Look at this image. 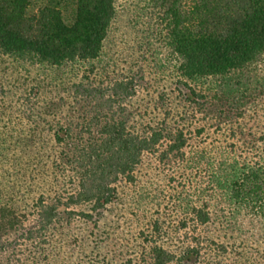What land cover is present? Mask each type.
I'll use <instances>...</instances> for the list:
<instances>
[{
	"label": "rangeland",
	"instance_id": "rangeland-1",
	"mask_svg": "<svg viewBox=\"0 0 264 264\" xmlns=\"http://www.w3.org/2000/svg\"><path fill=\"white\" fill-rule=\"evenodd\" d=\"M42 5L31 0L29 10ZM140 21L132 11L117 13L91 71L85 65L50 68L0 52V264H150L154 240L181 259L173 264H264V206L235 199L217 183L231 164L263 161L264 93L251 96L242 115L217 103L193 115L173 75L159 69L160 45ZM83 74L96 85L143 75L127 103L143 125L162 119L157 99L175 89L163 103L180 115L170 125L184 129L186 145L180 156L168 153L163 140L143 155L134 182H118L115 199L103 209L59 205L52 224L41 230L39 200L67 199V146L55 133L62 136L70 121H78L85 102H77L73 88ZM198 209L208 212L206 224L195 220ZM196 245L199 256L191 252Z\"/></svg>",
	"mask_w": 264,
	"mask_h": 264
},
{
	"label": "trees",
	"instance_id": "trees-1",
	"mask_svg": "<svg viewBox=\"0 0 264 264\" xmlns=\"http://www.w3.org/2000/svg\"><path fill=\"white\" fill-rule=\"evenodd\" d=\"M30 1L0 0L2 54L50 68L85 65L91 71L117 13L128 10L158 41L159 69L173 75L176 91L192 104L193 115L208 113L215 103L242 115L251 96L264 93V0H43L34 12ZM142 79L136 74L115 76L96 85L83 74L74 83L73 95L85 103L78 121H70L62 136L55 133L58 143L65 141L67 146V199L50 204L39 200L36 224L41 230L52 224L59 205L103 209L115 199L118 182H134L143 155L163 140L168 139V153L183 156L186 133L178 123L170 125L181 117L163 103L175 89L159 95L162 119L154 124L143 125L129 111L127 103L137 95ZM260 158L263 161L250 165L231 164L232 171L217 179L218 185L235 199L264 206V155ZM78 215L92 217L88 211ZM195 220L206 224L208 212L196 210ZM149 244L150 264L181 260L157 240ZM191 249L199 256L197 245Z\"/></svg>",
	"mask_w": 264,
	"mask_h": 264
}]
</instances>
